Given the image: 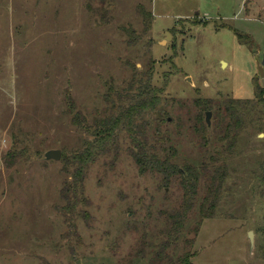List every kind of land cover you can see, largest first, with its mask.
Returning a JSON list of instances; mask_svg holds the SVG:
<instances>
[{"label": "rangeland", "instance_id": "rangeland-1", "mask_svg": "<svg viewBox=\"0 0 264 264\" xmlns=\"http://www.w3.org/2000/svg\"><path fill=\"white\" fill-rule=\"evenodd\" d=\"M139 4L153 15L145 35ZM97 6L98 0H0V264H149L147 250L137 255L142 235L157 241L159 213L178 199L176 189L139 174L120 133L117 153L87 169V203L65 216L60 189L69 177L61 159L43 154L80 147L83 132L70 122L67 97L92 124L109 83L120 88L129 64L143 68L149 59L153 85L166 97L252 98L253 85H261L251 49L260 60L264 0H110L102 19L92 12ZM128 28L135 44H128ZM261 130L248 122L226 159L225 189L216 215L201 223L192 264H264L256 230L264 216L256 178L264 160ZM176 148V163L196 162L187 138Z\"/></svg>", "mask_w": 264, "mask_h": 264}, {"label": "trees", "instance_id": "trees-1", "mask_svg": "<svg viewBox=\"0 0 264 264\" xmlns=\"http://www.w3.org/2000/svg\"><path fill=\"white\" fill-rule=\"evenodd\" d=\"M92 12L100 11L104 3ZM145 35L152 28L153 15L141 4L136 7ZM128 44H135L138 36L132 29H123ZM238 40L240 33L234 32ZM130 76L120 88L109 83L103 95L105 106L100 117L87 123L67 97L66 112L70 122L82 130L80 147L70 152L61 151L62 170L68 175L60 189L63 214L73 213L75 205L87 203L83 195V181L87 169L99 156L118 151L119 134L127 139L126 151L139 174L155 176L158 186L174 188L180 194L168 209L160 211L162 227L155 232L157 241L142 235L138 256L147 250L149 264H192L191 250L201 223L216 215L224 184L229 174L226 159L234 150L241 132L248 122L255 120L264 129V87L253 85L252 98L212 99L197 97L192 100L175 99L163 95L162 88L153 85L154 61L149 59L143 68L129 64ZM167 78L164 79V85ZM173 112V116L170 114ZM211 111V123L204 121ZM264 131V130H261ZM185 137L197 150L196 162L176 163V144ZM259 196L264 204V160L256 175ZM85 217V212L80 213ZM262 243L258 251L264 259V216L256 226ZM184 233L191 237L184 236ZM179 249V251H178Z\"/></svg>", "mask_w": 264, "mask_h": 264}, {"label": "water", "instance_id": "water-1", "mask_svg": "<svg viewBox=\"0 0 264 264\" xmlns=\"http://www.w3.org/2000/svg\"><path fill=\"white\" fill-rule=\"evenodd\" d=\"M166 36H167V38H169L170 33L166 32ZM255 51H256L255 45L252 44V49H251L252 58L254 60V64H255L257 74L260 78V84L262 87H264V53H262L261 59L259 60L258 57L256 56ZM210 115H211L210 111L205 112V123L208 126L210 124V119H209ZM60 156H61V151L59 149H48L43 154V158L46 160H58V159H60ZM250 234H251V232H249V235Z\"/></svg>", "mask_w": 264, "mask_h": 264}]
</instances>
